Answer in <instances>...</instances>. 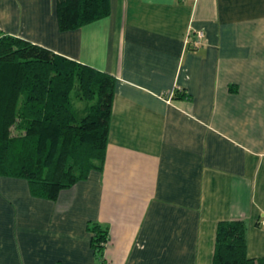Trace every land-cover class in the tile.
I'll return each instance as SVG.
<instances>
[{
  "label": "crops",
  "instance_id": "obj_1",
  "mask_svg": "<svg viewBox=\"0 0 264 264\" xmlns=\"http://www.w3.org/2000/svg\"><path fill=\"white\" fill-rule=\"evenodd\" d=\"M58 2L0 0V36L116 79L106 160L55 201L0 176V264H213L228 220L264 258V0H107L71 31Z\"/></svg>",
  "mask_w": 264,
  "mask_h": 264
},
{
  "label": "trees",
  "instance_id": "obj_2",
  "mask_svg": "<svg viewBox=\"0 0 264 264\" xmlns=\"http://www.w3.org/2000/svg\"><path fill=\"white\" fill-rule=\"evenodd\" d=\"M58 22L71 31L105 17L107 0H59ZM116 79L15 35L0 36V176L23 178L55 201L106 158ZM100 255L108 230L90 226ZM213 264H264L247 255V224L217 225Z\"/></svg>",
  "mask_w": 264,
  "mask_h": 264
},
{
  "label": "built area",
  "instance_id": "obj_3",
  "mask_svg": "<svg viewBox=\"0 0 264 264\" xmlns=\"http://www.w3.org/2000/svg\"><path fill=\"white\" fill-rule=\"evenodd\" d=\"M203 37H204V32L203 31H197V34H196V40L193 42V47L194 48H198V46L201 45L202 43V40H203ZM173 95H171L172 97Z\"/></svg>",
  "mask_w": 264,
  "mask_h": 264
}]
</instances>
